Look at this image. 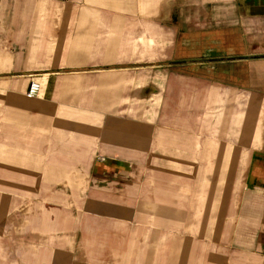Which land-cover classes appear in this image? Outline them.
Instances as JSON below:
<instances>
[{"label":"crops","instance_id":"obj_1","mask_svg":"<svg viewBox=\"0 0 264 264\" xmlns=\"http://www.w3.org/2000/svg\"><path fill=\"white\" fill-rule=\"evenodd\" d=\"M14 248L264 264V0H0V264Z\"/></svg>","mask_w":264,"mask_h":264},{"label":"rangeland","instance_id":"obj_2","mask_svg":"<svg viewBox=\"0 0 264 264\" xmlns=\"http://www.w3.org/2000/svg\"><path fill=\"white\" fill-rule=\"evenodd\" d=\"M22 250H17L16 248H14L13 250V255L11 256V262L12 264H21L22 262L20 261V257L17 255L19 252H21ZM29 251H35V250H23V252H29ZM41 251H45V250H41ZM51 251V250H50ZM46 259V260H45ZM45 259H41V262H50L52 263V255H47Z\"/></svg>","mask_w":264,"mask_h":264},{"label":"built area","instance_id":"obj_3","mask_svg":"<svg viewBox=\"0 0 264 264\" xmlns=\"http://www.w3.org/2000/svg\"><path fill=\"white\" fill-rule=\"evenodd\" d=\"M41 92V85L37 81H32L27 92V96L31 99L38 98Z\"/></svg>","mask_w":264,"mask_h":264}]
</instances>
